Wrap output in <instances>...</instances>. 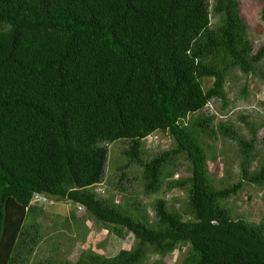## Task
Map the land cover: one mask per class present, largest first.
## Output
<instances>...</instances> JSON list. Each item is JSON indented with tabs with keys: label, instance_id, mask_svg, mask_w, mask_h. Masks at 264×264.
<instances>
[{
	"label": "trees",
	"instance_id": "trees-1",
	"mask_svg": "<svg viewBox=\"0 0 264 264\" xmlns=\"http://www.w3.org/2000/svg\"><path fill=\"white\" fill-rule=\"evenodd\" d=\"M247 32L239 0H0V264H30L41 239L36 193L134 235L130 249L68 264H143L150 251L165 257L182 245L183 264H264V221L227 202L245 182L264 186V160L251 170L259 136L207 111L211 100L226 106L234 69L256 73L264 59V44L255 50ZM156 131L175 146L144 160L143 141ZM220 136L238 142L239 177L218 184L206 139ZM118 140L142 165L144 192L181 188L182 208L160 197L151 216L141 200L93 189L105 176L106 143ZM180 165L189 175L172 179Z\"/></svg>",
	"mask_w": 264,
	"mask_h": 264
},
{
	"label": "rangeland",
	"instance_id": "rangeland-1",
	"mask_svg": "<svg viewBox=\"0 0 264 264\" xmlns=\"http://www.w3.org/2000/svg\"><path fill=\"white\" fill-rule=\"evenodd\" d=\"M212 1V0H211ZM241 14L248 23V37L254 42L255 50L264 44V20L261 18V7L264 0H239ZM213 78L204 80V86L212 84ZM226 106L220 99L211 100L207 111L215 113L216 122L223 121L231 125L241 135L250 136L249 127L256 130L258 141L254 150L251 170L264 160V59L260 61L256 73L243 74L234 69L226 82ZM245 89V90H244ZM244 90V92H243ZM224 107V108H223ZM245 116V118H243ZM250 122V125L247 122ZM213 150L208 160L210 174L217 180L226 179L233 182L238 173V142L230 137L220 136L215 140L206 139ZM142 157L148 160L166 148L175 146V140L168 134L156 131L143 141ZM108 147V162L102 182L93 189L103 197L111 195L118 201H143L147 212L153 216V203L163 197L168 201L169 208H182L185 203V191L181 188L167 189L146 194L141 179L143 168L136 161H128L123 153L127 142L118 140L106 143ZM185 163L183 156L177 158ZM127 178H121L122 166L126 164ZM186 164V163H185ZM180 165L172 179L189 175V171ZM233 207V213L245 215L249 221H264V186L245 182L243 188L228 199ZM42 210L33 218L39 222V240L30 264L52 261L53 264L74 263L79 257L91 254L115 255L120 249H130L135 243L132 233L125 237L118 236L111 223H104L86 212L85 208L71 200L60 197H49L40 200ZM187 245L177 247L165 257L148 252L143 264H183L187 255ZM40 261V262H39ZM159 263V262H158Z\"/></svg>",
	"mask_w": 264,
	"mask_h": 264
},
{
	"label": "built area",
	"instance_id": "built-area-1",
	"mask_svg": "<svg viewBox=\"0 0 264 264\" xmlns=\"http://www.w3.org/2000/svg\"><path fill=\"white\" fill-rule=\"evenodd\" d=\"M46 198H47L46 196L36 193L35 196H34V201H40V200H43V199H46Z\"/></svg>",
	"mask_w": 264,
	"mask_h": 264
},
{
	"label": "clouds",
	"instance_id": "clouds-1",
	"mask_svg": "<svg viewBox=\"0 0 264 264\" xmlns=\"http://www.w3.org/2000/svg\"><path fill=\"white\" fill-rule=\"evenodd\" d=\"M34 196H35V195H34ZM44 196H46L47 198L50 197L49 195H44ZM33 202H34V203H39V201H34V197H33Z\"/></svg>",
	"mask_w": 264,
	"mask_h": 264
}]
</instances>
